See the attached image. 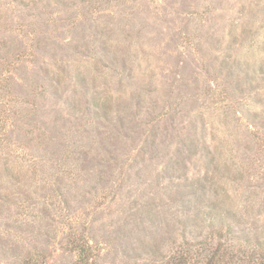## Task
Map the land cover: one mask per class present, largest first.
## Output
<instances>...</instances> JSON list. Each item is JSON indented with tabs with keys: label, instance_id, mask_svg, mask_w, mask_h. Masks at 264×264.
I'll return each mask as SVG.
<instances>
[{
	"label": "rangeland",
	"instance_id": "1",
	"mask_svg": "<svg viewBox=\"0 0 264 264\" xmlns=\"http://www.w3.org/2000/svg\"><path fill=\"white\" fill-rule=\"evenodd\" d=\"M242 241L264 242V0H0V264Z\"/></svg>",
	"mask_w": 264,
	"mask_h": 264
},
{
	"label": "trees",
	"instance_id": "2",
	"mask_svg": "<svg viewBox=\"0 0 264 264\" xmlns=\"http://www.w3.org/2000/svg\"><path fill=\"white\" fill-rule=\"evenodd\" d=\"M232 238H235L233 236H231V240ZM238 242H240V240H237ZM243 244L241 246V249H238V251L240 252L239 255L237 254L236 257L233 260H230L229 264H233V261L237 262L238 264H264V242L263 241H257L255 243H249L248 241H242ZM234 248V245L232 246ZM219 248L217 247L215 250L212 251V254L209 258H214L215 262H213L210 259V263H217V261H219ZM218 257V258H217ZM198 261L192 259L191 261H189L188 259H186L183 256H178V257H172V259L169 261L168 264H197ZM208 262H203L201 264H207Z\"/></svg>",
	"mask_w": 264,
	"mask_h": 264
}]
</instances>
